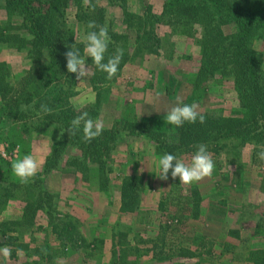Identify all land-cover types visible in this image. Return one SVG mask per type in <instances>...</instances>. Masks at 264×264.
Here are the masks:
<instances>
[{"label": "rangeland", "instance_id": "obj_1", "mask_svg": "<svg viewBox=\"0 0 264 264\" xmlns=\"http://www.w3.org/2000/svg\"><path fill=\"white\" fill-rule=\"evenodd\" d=\"M164 3L165 0H127L128 10L135 14H140L143 7L148 5L152 7L154 14L159 15ZM92 4L95 10L89 7L90 13L97 15L98 12H102L104 20L99 25H106L108 33L128 35L129 56H132L131 49L135 35L123 24L122 10L117 6H110L106 0H94ZM82 7L88 6L82 2ZM76 12L72 1L64 9V18L68 25L67 34L72 39L71 44H75L78 48L80 45L86 46L85 37L89 28L76 19ZM0 22L10 25V35H15L13 37L30 38L23 19L14 17L8 21L2 1H0ZM195 29V35L188 37L182 36L178 29H167L160 25L157 32L161 37L162 45L158 55L141 54L137 58H132L113 82L100 86L99 105L96 108L94 107L96 96L89 86L87 76L82 81H77L74 95L69 98V103L79 110V115L87 112L90 118L99 121L103 129L110 128L115 122L120 125L119 129H124L129 118L152 120L156 128L166 132L170 141L177 136L179 127L169 125L166 114L172 107L178 104L181 106L188 97L191 104L195 103L198 106L199 113L214 118L240 117L243 111L231 78L216 75L205 83L194 86L200 59L198 45L200 29L198 27ZM222 29L225 35L236 32L232 25H226ZM16 45L0 43V62L6 63L5 81H8L10 86H15L24 76V72L31 67L47 61L45 53L42 56L31 55L27 49H18ZM254 49L262 57L259 71L264 75V42L256 40ZM82 58L88 66L89 57L85 52ZM158 79L165 83L162 87L165 97L160 98L162 104L158 105L156 110L158 113L151 107L153 101H149L148 107L140 111L137 105L148 102L149 98L155 96V86L152 85L159 83ZM147 84L151 87L145 88ZM4 96V93L0 94V178L8 174L5 171H11L9 176L18 181L12 172V163L25 155H32L40 167L44 164L52 146L60 141L62 129L54 117L45 120L46 115L41 108L33 104L22 106L19 110L10 109L4 98L2 99ZM148 110L149 118L141 119L140 112L145 114ZM52 114L54 115V112ZM35 127L40 128L41 131L37 132ZM16 139L21 143L11 149L9 142L5 140L13 142ZM20 147L24 152H20ZM208 149L211 150V146H208ZM260 151L262 148L254 144L245 145L239 152L222 151L213 155L209 151L215 165L211 177L190 186L180 184L177 178L171 186L169 180L163 181L157 178L159 174L157 165L162 156L156 155L153 144L147 139L134 137L122 130L111 153V162L107 166L112 169L109 174L110 190L99 191L95 164L85 163L80 168L68 165L71 159H81L72 147H68L63 153L59 170L44 176L43 182L46 190L57 195L54 200L60 212L66 213L74 220L80 217L84 209L88 212L85 224L79 223L80 230L83 231L82 236L87 242L99 239L96 236V228L102 238L107 239L106 247L98 245L100 248L91 251L90 254H85L83 251L82 255H71L70 259L75 262L85 258L88 260L85 261L86 264H108L113 233L127 234L126 241L129 240L135 245L133 239L136 237L155 239L160 233V226H169L171 232L166 237L171 243L166 245L176 246V249L180 250L172 257L170 264H250L238 261L236 254L246 257L247 253L253 250L262 251L264 254V162L258 159ZM192 156V153H188L178 159L188 164ZM40 171L42 172V169ZM129 175L144 176V187L139 197L142 202L137 213L131 215L118 213L117 217L113 212V201H118L116 193L120 189L122 177ZM191 193L193 198L196 193L195 198L198 200L187 203L185 196H190ZM159 202L165 204L162 211L158 208ZM183 203H187L191 213L187 214V220L179 227L183 232L181 234L177 224H174V216L177 207ZM23 206V202L18 198L10 200L1 214L2 219H9L11 215L14 217L19 214ZM37 215L40 217L42 213L39 212ZM261 218H263V226L259 227ZM204 221H209L211 225L207 223V227L204 228L201 224ZM38 222L40 223L41 220ZM104 222L107 227L99 232ZM32 229L34 230L35 226ZM206 233L214 237L211 240L209 254L203 253L195 241V237ZM34 236L37 237L39 245L47 244L54 251L55 237L48 226L44 231H37ZM21 239L22 242H29V235L24 230ZM103 247L106 251H103ZM139 247L151 248V244H139ZM67 251L69 254L80 253L77 250ZM58 254H61V250ZM129 259L134 260V257ZM36 261L32 259L33 264H36ZM38 261L44 264L43 261ZM55 261L53 257L48 263L56 264ZM136 261L138 264L154 263L151 254ZM0 264H10V262H6L0 254Z\"/></svg>", "mask_w": 264, "mask_h": 264}, {"label": "trees", "instance_id": "obj_2", "mask_svg": "<svg viewBox=\"0 0 264 264\" xmlns=\"http://www.w3.org/2000/svg\"><path fill=\"white\" fill-rule=\"evenodd\" d=\"M0 1L3 2L8 21L14 17L23 19L30 37L29 39L13 37L15 35H10V25L0 22V43H15L16 48L27 49L31 55L42 56L45 53L47 56L46 62L24 72V76L15 86H10L9 82L5 81L6 63L0 62V94H5L2 99L4 98L10 109L17 110L32 104L37 108L46 105L51 111L48 113L42 111L46 115L45 120L54 117L62 129L60 141L52 146L42 172L37 173L29 183L22 184L12 178L9 176L11 171H5L8 174L0 178V246L10 247L11 257L20 249L26 257L35 256L37 261L41 260L44 264L53 259V250L47 244L29 248V244L36 241L34 234L42 230L41 222H38L42 218L60 244L61 252L66 249L92 251L99 249L98 245L104 244V241L99 239L87 242L79 231L77 221L57 209L54 200L57 195L44 188L43 177L54 170H59L63 153L68 147H72L83 159V161L79 158L71 159L69 166L80 168L89 162L97 166L98 187L102 192L110 190L111 187L109 174L112 169L107 166L111 162V153L122 130L134 137L147 139L153 144L157 156L171 153L178 158L184 154H194L198 144L206 145L208 152L211 151L213 155L222 151L239 152L248 144L259 146L264 151V75L259 71L262 57L254 49L256 40L264 42V0H165L159 15L154 14L152 7L148 5L143 7L140 14H135L128 10L127 0H106L110 6H117L122 10L123 24L134 32L135 37L131 49L132 56H129L128 35L108 33L111 42L105 53V62L118 48L123 49L118 72L112 80H108L106 73L95 67L91 58L87 60L88 67L91 68L87 79L96 96L95 108L99 105L100 86L113 82L132 58H137L141 54H159L162 40L157 28L162 25L167 29H178L182 36L188 37L195 35L196 27L200 29L198 42L200 59L194 86L197 87L216 75L231 78L243 113L240 117L219 118L200 113L205 117V122L201 124L197 120L195 124L184 123L179 127L173 141L169 140L166 132L156 128L152 120L129 118L124 129H119L120 125L115 122L110 128L103 129L102 134L91 142L83 140L82 131L70 136L65 130L79 115V110L69 103V98L74 95L77 80L75 74L68 73L66 68L65 53L73 44L67 34L68 25L64 18V9L72 1L77 10L76 19L86 25L95 20L98 25L103 23L102 12H98L97 15L90 13L89 7H82L83 0ZM226 25H232L236 32L225 35L222 28ZM84 48L85 45L78 46L82 57ZM184 104L191 105L189 97L181 106ZM34 129L37 132L41 131L38 127ZM5 141L9 142L11 149L21 143L17 139L13 142ZM208 146H211V150ZM20 152H24L22 147ZM143 177V175L122 177L119 191L120 215H131L139 211L142 202L139 197L144 187ZM175 181L173 180V183ZM194 194V198L192 193L185 196L187 203L198 200L195 198L196 193ZM16 198L24 204L21 215L18 218L2 219L1 214L8 202ZM187 203H183L175 212L174 224L178 227L187 220L183 215L191 213ZM163 207L164 203L161 202L158 208L162 211ZM39 212L42 213L40 217L37 215ZM262 222L263 218L259 220V227L263 226ZM159 228L158 237L142 239L138 236L133 239L135 245L129 240L126 241L127 234L113 233L108 264H138L136 261L138 258L150 254L153 264H170L172 257L180 250H177L176 246L166 245L171 243L166 237L171 232L169 226ZM23 230L29 235L28 243L22 242ZM195 241L203 253H210L211 241L204 236L195 237ZM139 244H151V248H140ZM238 256L240 257L238 261L264 264V254L259 250L249 251L246 257L242 254ZM129 257H134V260ZM37 261L36 264H40V261Z\"/></svg>", "mask_w": 264, "mask_h": 264}, {"label": "clouds", "instance_id": "obj_3", "mask_svg": "<svg viewBox=\"0 0 264 264\" xmlns=\"http://www.w3.org/2000/svg\"><path fill=\"white\" fill-rule=\"evenodd\" d=\"M83 4L90 7L93 11L95 10L91 0H83ZM87 27L93 30L89 31L85 37L87 43L84 52L91 58L95 67L99 71L106 73L108 80H112L118 72L123 57V49L118 48L116 53L105 62V53L111 42L108 27L106 25H98L95 21H90ZM65 59L67 72L75 74L77 81H82L88 75L89 68L75 44L71 45L69 50L66 51ZM197 107L195 103L191 105L184 104L183 106L178 104L167 112L166 121L169 125L176 127H181L186 122L195 124L197 120L203 124L205 117L197 111ZM41 111L48 113L51 110L46 105H41ZM65 130L70 136L82 131L83 140L91 142L102 134L103 126L99 121L91 119L87 112H82L71 121V125ZM196 149L188 164L178 159L174 154L165 153L158 161L159 174L157 178L167 181L171 171V179L176 180L179 178L180 184L190 186L193 183H198L205 178L211 177L215 165L211 154L207 150V146L198 144ZM258 159L264 162V151L258 153ZM11 168L14 176L22 184H27L37 175L39 164L32 155H25L22 159L13 162ZM21 251L17 249V254L19 255ZM0 254L6 260L11 257V251L8 247L0 249Z\"/></svg>", "mask_w": 264, "mask_h": 264}, {"label": "crops", "instance_id": "obj_4", "mask_svg": "<svg viewBox=\"0 0 264 264\" xmlns=\"http://www.w3.org/2000/svg\"><path fill=\"white\" fill-rule=\"evenodd\" d=\"M159 80V83H155L154 85H152L153 87L155 86V91H156V94H155V96L151 99V98H149V100H148V102H142V103H140L139 105H137L138 107H139V109H141L140 111H142L145 107H148V105L150 104V102L149 101H153L152 102V105H151V107L154 109L155 108V111L154 112H156V110H157V108H158V105H160L161 106V104H162V102H160V98H162V96L163 97H165V91L162 89V87L165 85V83L164 82H161V80L160 79H158ZM148 86L149 87H151V85L149 84H147L146 85V87L145 88H148ZM160 102V103H159ZM139 111V112H140ZM144 111V110H143ZM156 113H158V112H156ZM153 114V113H152ZM140 117H141V119L142 118H149V110H148V112L147 113H145V114H141V112H140ZM49 154L47 153V156H48ZM45 163V162H44ZM43 166H44V164H41L40 165V167H39V169H38V171H40L41 169L43 170ZM41 172V171H40ZM171 176H169V182H170V184H171V186L173 185V181H172V179L170 178ZM170 186V187H171ZM171 189V188H170ZM119 191H120V189L118 190V192L116 193L117 194V199H118V201H113V212H115V214H116V216L118 217V213H119V208H120V193H119ZM159 204H160V202H159ZM178 204V203H177ZM165 205V204H164ZM182 204H180L179 205V207H177V211H178V208H180V206H181ZM18 212V211H17ZM19 213V212H18ZM87 211L84 209V211L83 212H81V214H80V217H77L76 219V221H77V223H78V226H79V223L82 225V224H85V219L87 218ZM187 214L188 213H186L185 215H183L185 218L187 217ZM21 215V212L19 213V214H17V215H15L14 217H12V215H11V217H9V219H13V218H18L19 216ZM6 219H8V218H6ZM202 222V221H201ZM200 222V223H201ZM209 225H211L210 223H209V221H207V222H205L204 221V223H201L202 225H204V228L205 227H207V225L208 224ZM183 225V224H182ZM40 226L42 227V231H44V230H46L47 229V222L45 221V220H43V218L41 219V224H40ZM103 227V228H102ZM106 223L104 222L103 223V225L101 224V226H100V229H99V232H101L102 231V229H106ZM180 227V226H179ZM179 227H178V231L179 232H181L180 230H179ZM79 231H80V233H81V235H83V231L82 230H80V227H79ZM183 232H181V234H182ZM96 236H98V238H99V240L101 239L102 241L104 240V246L106 247V244H107V239H104V238H102V236H101V234L100 233H98V231H97V228H96ZM169 234H170V232H169ZM180 234V235H181ZM35 235V234H34ZM182 236V235H181ZM202 236H204L207 240H209V241H211L214 237H212L211 235H209V234H203ZM180 237V236H179ZM37 238V237H36ZM85 239V238H84ZM86 240V239H85ZM89 242V241H88ZM54 245H55V247H54V251H55V254H54V258L56 259V264H86L85 263V261H88L87 259H85V258H83V259H79V261L78 262H75L74 260H71L70 259V256L71 255H82L83 254V251H84V253L85 254H90V252H91V250H89V251H87L86 249L85 250H83V249H79V250H77L78 252H80V253H75V254H69V251H67L68 249H66V250H64V252H67V254H64V252H61V254H58V253H60V250L62 251V249H61V247H60V244L57 242V241H55V239H54ZM40 243L38 242V239L35 241V244L34 245H32V244H29L30 246H29V248H33V247H39V246H41V245H39ZM105 247H103V251H106L105 250ZM3 248V247H2ZM2 248H0V249H2ZM96 249H98V248H96ZM70 250V249H69ZM54 251H53V253H54ZM71 251V250H70ZM93 251V250H92ZM71 252H73V250L71 251ZM92 253V252H91ZM236 256H238L237 254H236ZM106 257V256H105ZM32 259L33 260H37V258L35 257V256H32L31 258H28V257H26L25 256V254H24V252H20V254L18 255L17 254V251L15 252V254H14V256L13 257H10L9 259H7L6 260V262H10V264H25V263H30V264H33L32 263ZM238 259H240V257L238 256L237 257V260ZM241 259H242V257H241ZM244 259V258H243ZM241 262V261H240ZM244 263H246V262H244Z\"/></svg>", "mask_w": 264, "mask_h": 264}]
</instances>
